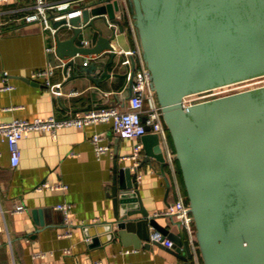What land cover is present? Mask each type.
Listing matches in <instances>:
<instances>
[{"label": "water", "instance_id": "water-1", "mask_svg": "<svg viewBox=\"0 0 264 264\" xmlns=\"http://www.w3.org/2000/svg\"><path fill=\"white\" fill-rule=\"evenodd\" d=\"M138 44L170 136L202 264H264V84L184 105V97L264 75V0H127ZM119 0L85 5L80 14L54 20V51L68 79L89 77L100 85L117 50L112 33L96 26L104 14L114 21ZM98 32L80 43L84 27ZM70 29L71 33L61 35ZM94 58L88 59L87 57ZM109 57L105 60V57ZM123 74L132 96L136 60ZM145 118V117H144ZM147 129L149 127L147 126ZM146 161L164 162L159 138L142 137ZM139 165L115 163L110 195L113 219L103 224L134 246L147 247L149 228L167 230L145 207L138 189ZM166 184L169 187L168 177ZM37 211V210H35ZM115 226V230L112 228ZM174 253L188 239L175 232ZM130 237V238H129Z\"/></svg>", "mask_w": 264, "mask_h": 264}, {"label": "crops", "instance_id": "crops-1", "mask_svg": "<svg viewBox=\"0 0 264 264\" xmlns=\"http://www.w3.org/2000/svg\"><path fill=\"white\" fill-rule=\"evenodd\" d=\"M34 0H8L1 4L6 9H26ZM105 33H112L104 18L95 20ZM119 34L111 42L117 53L108 66L109 78L100 85L89 77L68 79L61 60L54 51V38L50 31L38 23H7L0 32V85L3 72H8L12 88L0 90V122L14 118L32 119L54 115L58 118L97 106H128L129 94L124 88L129 70L125 52L136 50L137 41L131 29L122 21L116 22ZM70 29L61 31L69 35ZM98 32L92 26L83 28L80 43L91 45ZM52 47L47 50L46 47ZM108 56L105 60H108ZM48 63L56 65L49 76L34 79L31 73ZM94 133L103 135L110 144L109 152L96 156L91 143ZM135 138L119 137L112 130V122H96L85 126H66L51 132L30 131L19 141L20 159L12 165L6 141L0 139V264H185L182 254L174 253L162 243L144 241L134 246L131 236L117 233L109 236L103 224L113 219L110 195L114 165H131L120 157L131 152ZM142 141V138H141ZM143 144V142H142ZM162 151L164 153V145ZM140 159L138 189L150 214L161 211L173 201L176 190L169 167L151 156ZM168 177L170 185L166 184ZM42 181L63 183L64 189H35ZM70 203L71 210L64 213L55 206ZM37 210V211H35ZM156 221L167 230L187 239L183 228L174 218L158 215ZM67 223L69 225L67 226ZM69 227L70 233L65 234ZM115 226L112 230H115ZM150 233L154 231L149 228ZM192 256L188 264H202L198 249L190 243ZM43 252L44 255H36Z\"/></svg>", "mask_w": 264, "mask_h": 264}, {"label": "built area", "instance_id": "built-area-1", "mask_svg": "<svg viewBox=\"0 0 264 264\" xmlns=\"http://www.w3.org/2000/svg\"><path fill=\"white\" fill-rule=\"evenodd\" d=\"M100 0H34L31 7L26 9H6L1 8V4L7 3L8 0H0V32L3 25L11 23H38L44 30L50 31L52 34L55 32V28L52 26L54 20L62 18H68L71 14H80L82 7L85 5L96 4ZM111 0H103L106 3ZM121 9L116 12L115 18L118 21L127 25L137 41L136 50L125 52L127 57V63L130 66V55H133L136 60V69L132 83V96L129 97L128 106L125 109L117 106L101 105L84 111H78L73 115L66 117H56L49 115L47 117L37 116L32 119L27 118H14L8 121L0 122V139L6 141L10 152V159L12 165H17L20 159V139L30 131L44 132L49 131L53 136L56 135L58 129L66 126H85L96 122L111 121L112 130L119 137L135 138L137 141L134 143L131 152L122 155V160L131 161V169L136 168L143 154V144L141 137L150 132L158 136L159 142L161 141L165 147L164 157L165 164L169 167L172 177V184L176 190V198L169 202L165 209L155 212L153 215H163L174 218L183 228L185 236L189 243H191L194 250L198 249L194 237V225L192 215L189 211L188 202L185 194L182 191L180 180L175 165L174 151L170 146L168 139V132L162 119V113L160 106L156 100L154 90L150 86L149 71L142 60L141 52L138 44L135 28L133 26L132 16L128 7L127 0H119ZM104 20L106 26L111 29L112 34L117 36L119 29L116 21L111 19L107 13L104 14ZM86 45V42H83ZM113 44V43H112ZM114 45V44H113ZM116 49V47L114 46ZM47 50H51L52 47L47 46ZM94 58L93 56L87 57L88 59ZM56 65L48 63L44 68L37 69L31 73V77L34 79H44L47 85H50L49 76L53 73V68ZM8 72H3V85H0V90L10 89L8 81ZM228 86V85H227ZM225 87V86H223ZM207 90L195 94H190L183 99V104L187 105L195 101L202 100L205 92L213 91ZM145 117V118H144ZM147 126L149 129H147ZM104 137L100 133H94L91 137V143L96 156L110 151V144L103 141ZM162 147V144H161ZM141 178V173H137V180ZM67 185L63 183H50L48 181H42L36 185L35 189H64ZM61 209L64 213H68L71 210L70 203H61L55 206ZM69 223H67V226ZM0 226V231L2 230ZM70 233L69 227L66 228L65 234ZM151 239L164 244L167 247L173 246V240L159 230H154L151 235ZM36 255L43 256L44 253H37Z\"/></svg>", "mask_w": 264, "mask_h": 264}, {"label": "rangeland", "instance_id": "rangeland-1", "mask_svg": "<svg viewBox=\"0 0 264 264\" xmlns=\"http://www.w3.org/2000/svg\"><path fill=\"white\" fill-rule=\"evenodd\" d=\"M262 84H264V75L251 78V79H247L244 81H240V82H237V83H234V84H231V85H228V86H225L223 88H219L213 91L205 92L203 97H201L200 99L211 98V97L221 95L224 93L233 92L236 90L249 88V87H255L257 85H262Z\"/></svg>", "mask_w": 264, "mask_h": 264}, {"label": "trees", "instance_id": "trees-1", "mask_svg": "<svg viewBox=\"0 0 264 264\" xmlns=\"http://www.w3.org/2000/svg\"><path fill=\"white\" fill-rule=\"evenodd\" d=\"M168 139H169L170 146L172 147V142H171V139H170L169 134H168ZM172 149H173V147H172ZM175 165H176V168H177V173H178V177H179V180H180V184H181L182 191H183V193L185 194V192H184V188H183V184H182V181H181V177H180V172H179L178 164H177L176 159H175ZM201 262H202V261H201Z\"/></svg>", "mask_w": 264, "mask_h": 264}]
</instances>
